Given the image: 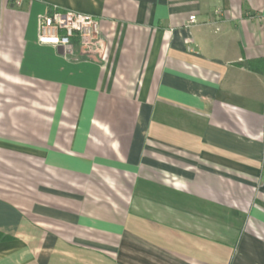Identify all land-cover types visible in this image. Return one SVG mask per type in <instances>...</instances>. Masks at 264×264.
<instances>
[{
    "label": "crops",
    "instance_id": "1",
    "mask_svg": "<svg viewBox=\"0 0 264 264\" xmlns=\"http://www.w3.org/2000/svg\"><path fill=\"white\" fill-rule=\"evenodd\" d=\"M0 264H264V0H0Z\"/></svg>",
    "mask_w": 264,
    "mask_h": 264
},
{
    "label": "built area",
    "instance_id": "2",
    "mask_svg": "<svg viewBox=\"0 0 264 264\" xmlns=\"http://www.w3.org/2000/svg\"><path fill=\"white\" fill-rule=\"evenodd\" d=\"M22 0H16L21 5ZM196 24L192 16L189 25ZM38 43L68 51L78 44L85 54L103 53L105 42L101 38L100 21L93 16L72 11H54L43 16L39 21Z\"/></svg>",
    "mask_w": 264,
    "mask_h": 264
}]
</instances>
